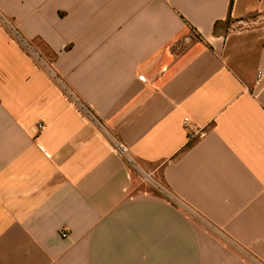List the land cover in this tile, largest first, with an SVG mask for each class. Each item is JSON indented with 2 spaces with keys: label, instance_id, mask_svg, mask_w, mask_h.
Segmentation results:
<instances>
[{
  "label": "crops",
  "instance_id": "0c3cea01",
  "mask_svg": "<svg viewBox=\"0 0 264 264\" xmlns=\"http://www.w3.org/2000/svg\"><path fill=\"white\" fill-rule=\"evenodd\" d=\"M0 264H264V0H0Z\"/></svg>",
  "mask_w": 264,
  "mask_h": 264
},
{
  "label": "rangeland",
  "instance_id": "374dc122",
  "mask_svg": "<svg viewBox=\"0 0 264 264\" xmlns=\"http://www.w3.org/2000/svg\"><path fill=\"white\" fill-rule=\"evenodd\" d=\"M130 161L131 163H129V166L133 174L137 175L139 182L141 183L139 190H147L168 197L169 194H167V191L154 182L155 178L159 181L160 175L152 176L150 174L151 170L140 165L137 160L130 158Z\"/></svg>",
  "mask_w": 264,
  "mask_h": 264
},
{
  "label": "built area",
  "instance_id": "2783aa9c",
  "mask_svg": "<svg viewBox=\"0 0 264 264\" xmlns=\"http://www.w3.org/2000/svg\"><path fill=\"white\" fill-rule=\"evenodd\" d=\"M4 24H6L7 25V22L4 20ZM11 31H12V29H11ZM12 33H13V35L18 39V40H20V42H22L23 43V41H22V39L20 38V36H18V34L13 30L12 31ZM263 78V75H262V73H260L259 75H258V77H257V82H259L261 79ZM66 92H67V90H66ZM68 93V92H67ZM188 121V119L186 118L185 119V122H187ZM38 128H39V130H43L44 128H45V126H44V124H39L38 125ZM115 150H116V152L120 155V156H122L125 160H126V162L129 164V163H131V161H130V156H129V154H128V150H127V148L123 145V144H120V143H116L115 144ZM169 196V195H168Z\"/></svg>",
  "mask_w": 264,
  "mask_h": 264
}]
</instances>
